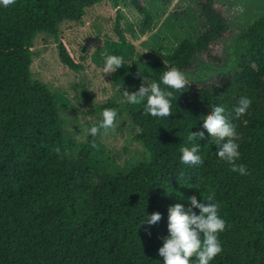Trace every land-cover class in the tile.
Segmentation results:
<instances>
[{"label": "trees", "instance_id": "trees-1", "mask_svg": "<svg viewBox=\"0 0 264 264\" xmlns=\"http://www.w3.org/2000/svg\"><path fill=\"white\" fill-rule=\"evenodd\" d=\"M100 1L15 0L0 7V264H163L158 249L167 234L168 209L187 208L192 195L213 196L226 221L219 233L222 252L210 264H264V14L247 27L246 52L237 65L202 84L190 81L180 93L173 90L177 98L168 117L151 116L138 105L132 115L135 139L148 160L110 175L98 171L92 156L103 130L88 136L77 158L65 155L55 95L30 73L36 35L58 39L61 22L80 20ZM109 1L130 4L150 28L152 15L143 0ZM200 9L205 28L196 39L182 40L171 54H140L118 73L139 70L155 81L171 66L195 70L201 53L225 66L229 56L212 49L229 33L227 17L214 0H200ZM57 46L63 64L81 68L63 39ZM241 95L251 104L236 118L232 110ZM213 104L233 114L237 163L246 165L247 175L219 160L207 139L202 125ZM191 130L205 131L206 138L198 141L203 164L195 169L179 163L180 149L192 146ZM144 211L163 218L158 225L140 224Z\"/></svg>", "mask_w": 264, "mask_h": 264}, {"label": "rangeland", "instance_id": "rangeland-1", "mask_svg": "<svg viewBox=\"0 0 264 264\" xmlns=\"http://www.w3.org/2000/svg\"><path fill=\"white\" fill-rule=\"evenodd\" d=\"M152 15L146 29L144 17L130 4L114 5L103 0L86 8L78 21L64 20L59 37L73 53L81 68H68L59 58L58 39L38 33L34 39L30 73L32 81L43 83L55 95L60 124L64 133V151L77 158L88 136L87 131L101 118L100 107L111 104L118 112L114 126L102 131L92 146L95 167L104 174L130 172L139 162L148 160V153L135 139L138 127L132 115L138 105L124 102L120 86L134 91L142 81L137 72L118 69L100 74L104 57L118 54L131 67L140 54H171L184 39H196L205 28L200 0H143ZM229 22V33L217 42L212 53L229 56L225 66H217L201 53L194 59L195 70L185 71L187 79L196 84L234 68L246 52L245 33L252 21L264 14V0H214ZM146 50V51H145ZM129 64V65H128ZM148 80L151 82L149 73Z\"/></svg>", "mask_w": 264, "mask_h": 264}, {"label": "clouds", "instance_id": "clouds-1", "mask_svg": "<svg viewBox=\"0 0 264 264\" xmlns=\"http://www.w3.org/2000/svg\"><path fill=\"white\" fill-rule=\"evenodd\" d=\"M13 4L15 0H0L2 8ZM122 66H125V61L121 55L107 54L100 74L114 73ZM144 73L137 70V75L146 83H141L134 91H127L120 86L119 90L122 92L124 102L131 105L143 104L144 111L151 116L168 117L172 113L173 99L177 98L173 90L182 92L189 86L190 81L176 66L168 67L160 74L159 80L151 82ZM250 104L251 99L241 95L232 113L239 118L247 112ZM232 113L226 111L223 104H213L211 113L207 115L202 127L209 134L207 139L216 146V156L219 160L230 165L233 171L247 175L246 165L237 163L241 152ZM117 116L118 112L115 108H104L99 121L88 127V133L96 136L102 130L111 129ZM205 131H190L188 143L192 146L180 149L181 165L195 169L203 164L198 141L206 139ZM188 200L187 208L183 204H176L168 209L167 234L162 237L163 246L158 249V256L163 264H210L222 252L219 233L224 231L226 221L219 215V203L211 195L206 199H198L196 195H192ZM162 218V214L158 211L145 212L140 224L158 225Z\"/></svg>", "mask_w": 264, "mask_h": 264}]
</instances>
